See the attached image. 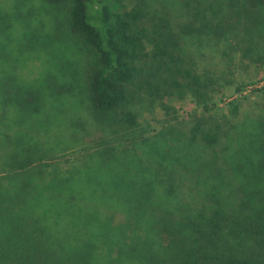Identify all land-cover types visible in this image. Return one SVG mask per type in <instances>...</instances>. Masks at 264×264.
<instances>
[{
	"label": "trees",
	"instance_id": "obj_1",
	"mask_svg": "<svg viewBox=\"0 0 264 264\" xmlns=\"http://www.w3.org/2000/svg\"><path fill=\"white\" fill-rule=\"evenodd\" d=\"M47 1L67 2L72 32L97 51L90 102L96 116L112 124L118 136L114 141L101 138L89 148L98 165L158 174L172 180L176 191V181L185 184L179 211L137 205L119 255L130 264H264V207L251 209L249 186L240 181L229 159L239 155L243 166L250 162L251 179L262 175L255 160L264 163V115L254 117L252 125L246 117L242 128L237 129L239 123L232 127L235 132L227 129L215 100L224 80L205 69L197 56L217 51L228 70L236 58L264 63V0ZM226 82L232 84V79ZM168 97L196 107L187 118L177 115L178 120H167L158 129L146 127L138 106L159 101L165 110H176ZM230 104L237 114L239 104ZM181 125L186 127L182 130ZM0 136L7 145L8 133L0 131ZM4 158L0 264H97L92 250L77 247L65 254L49 247L33 216L32 202L53 185L46 186L45 174L36 175L42 172L37 162H48L49 156L16 140ZM57 194L74 200L61 188ZM81 210L85 218L98 211Z\"/></svg>",
	"mask_w": 264,
	"mask_h": 264
},
{
	"label": "rangeland",
	"instance_id": "obj_2",
	"mask_svg": "<svg viewBox=\"0 0 264 264\" xmlns=\"http://www.w3.org/2000/svg\"><path fill=\"white\" fill-rule=\"evenodd\" d=\"M68 7L67 2L0 0V131L10 137L7 145L0 140V170H6L7 158L2 157L16 140H24L26 145L33 144L45 152L49 161L37 162L42 164V172L36 175L45 174L46 186L49 182L53 185L31 207L49 247L65 254L77 247L92 250L97 264H118L119 259L120 264H130L119 255V250L127 239L126 223L132 220L137 205L147 203L179 211L184 207L186 188L184 182L176 181L179 189L173 190L172 180L158 174L125 171L105 164L100 167L92 157L89 148L96 141H114L118 136L115 127L104 117L99 119L92 108L89 81L98 55L72 32ZM197 56L205 69L224 80L225 86L216 91L215 100L227 129L237 123V129L242 128L248 116L249 121L245 122L252 125L256 122L254 117L264 115V89L256 90L264 88V63L254 65L236 58L228 70L217 51L208 50ZM229 78L232 84L226 82ZM239 86L243 87L238 92ZM167 101L177 111L165 110L159 101L154 106L148 102L138 106L143 110L140 121L146 127L158 129L167 120H178L177 115L187 118L196 107L176 97H168ZM232 101L239 104L237 114L233 113ZM232 150L234 156L237 146ZM241 158L236 155L234 161L229 159L240 181L248 184L250 206L256 212L264 207V163L255 160L262 175L251 179L247 177L251 163L243 166ZM2 173L5 175V171ZM60 188L74 200L57 194ZM82 208L98 211L85 218Z\"/></svg>",
	"mask_w": 264,
	"mask_h": 264
}]
</instances>
